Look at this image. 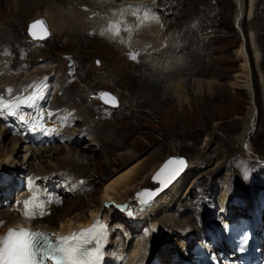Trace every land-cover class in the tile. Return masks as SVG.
Listing matches in <instances>:
<instances>
[{
	"label": "rangeland",
	"instance_id": "374dc122",
	"mask_svg": "<svg viewBox=\"0 0 264 264\" xmlns=\"http://www.w3.org/2000/svg\"><path fill=\"white\" fill-rule=\"evenodd\" d=\"M69 1L71 2L69 3ZM77 1L83 2L86 0ZM148 1L149 0H140V3L146 4ZM166 1L167 0H160V4ZM169 2L174 7V9L171 10V12L174 13V23H169L170 31L179 32L178 41H176V44L179 45L177 52L182 48L180 45L181 39L185 38V44L190 46L192 50L200 53V60H202L203 63L211 59L212 70L210 69L208 73L196 72V70L202 66L201 63H196L197 65L195 64V66H197V68L195 66V68H193V70H195V73H192L193 77L183 73L176 75L172 79H168L166 82L141 72L140 83L135 87L132 86L130 82L126 83L121 80L118 83L115 82V84L111 80L113 77L111 75L112 73L109 72V67L107 68V66L103 64L106 62L105 54L107 51L111 50V48L105 45L103 41L99 40L95 32V37L93 38L91 36L92 34L90 35L88 32L89 30L85 33V29L83 30L82 28V30L80 29L77 33H74L75 30L73 28L61 32L55 29H53V31L49 26L51 19L48 17V13L51 12V10L56 13L68 12L69 15H72L70 14L71 12L73 13L74 9L72 8V4L74 7L77 6L83 10L87 9V7L97 9L94 15L87 16V19H85V21H87L97 16L98 10L100 11L98 3H95L97 5L90 2H86L87 4L76 3L75 0H0V53L3 56V61H13L11 65L13 67L21 65L23 62V64L28 65L27 67H30L31 62L36 61L38 58V63H40V61L41 63L47 62L48 64L56 62L58 65L60 61L63 67L61 66L62 69L58 71L57 74H62L64 72L62 74L64 77H62L61 74L60 77L58 76L59 79L61 78V81L64 80V86L58 91V96L60 98L57 97L56 102L59 103L58 101L61 100L60 103H67L65 100L68 99L70 95H76L74 102L77 100L79 101V98L82 97L84 102H87L86 107L92 108L93 110H91V113H95V115H90L89 118L92 116H94V118L92 117L91 120H93V122L89 120V123L92 125L93 123L94 125L100 123V127H104L105 131L109 130L115 142L119 140L125 147L117 152V150L108 148L109 145L107 146V144H104V150H100L102 147H99L96 153L92 152L90 159L93 160L94 163L91 164H89L86 159H83L82 162L79 161L80 158L78 157V153H75L74 160L79 162V166L84 169V171L78 169L77 175L80 174V171L82 172L81 175H86L87 177L81 179L77 177L76 179L77 181L82 180L87 183V189L86 191H79L74 194L68 193L64 196L66 198L63 203L58 205L61 209L63 208L59 213H62L63 210H66V213L72 211L70 208L72 209V207L76 206H78L77 209L74 208L76 211L85 210L90 202L99 197L105 182L124 166V164L121 163V159L117 157V153L119 154V152L125 151L128 147L130 149L134 148L137 154L141 152L142 155L140 156L145 157L149 153L154 152L159 146L158 160H163L162 156L165 155L167 151L169 155L182 154L186 156L188 158L187 160H189L192 165L198 167L195 173L189 175L188 184L194 181L197 172L199 173L202 170L213 168L216 161L224 157L226 158L225 163L220 167L216 175L213 174V182L218 183L219 181L218 188L222 186L224 179L230 174L233 178H236L237 175L240 177L241 172L248 171L251 176L256 174L264 176V75L258 73L259 70L257 66H259L261 59H255L253 47L251 45L252 29L250 27V21L252 20V16L248 13V5L250 7L249 0H241L243 5L242 14L240 13L239 4H236V0H169ZM65 9L66 11H64ZM237 9H239L238 12ZM119 11L120 9L118 12ZM176 14L177 17H175ZM236 14L238 18H240L239 20H237ZM38 17H42L46 21L47 27L50 30L46 38L38 37L36 39L44 40V47L41 46L42 50L40 51L32 49L31 43H33L35 38L28 34L29 23ZM54 21L53 23L56 25L57 20ZM256 24L259 25L258 22H256ZM37 29L40 30L39 28ZM242 39L246 41L245 44L250 57V65L252 66V91H250V88L235 86L231 83L232 80H235L236 73L242 70L241 63L243 59L237 54V49L239 45L241 47ZM199 41L204 43V45H200ZM6 42H16L17 47L23 44L21 46L25 47L27 50L26 58H22L21 60V57L17 56L18 51L17 54H14L12 51L11 53L3 51L2 46ZM262 48V52L264 53V46ZM97 49H99V52ZM137 50H140V48H137ZM184 52L186 51L183 50V53ZM205 52L207 54L203 55ZM127 53L129 52H121L120 59L130 64L132 55L135 53L137 54V52H132L129 58ZM40 54H42V56H40ZM188 61L195 63L197 58L192 56L188 58ZM183 65L184 63L180 60L174 65V69ZM13 67H10L8 71L10 72V69ZM214 67L216 68V72ZM133 69H136V67H133ZM2 72L3 69L0 70V75ZM164 72H166V69ZM65 75L68 76L66 77ZM177 76L180 77L178 78ZM21 77L20 79H23L24 75ZM30 77L31 75L25 76L26 79ZM173 81L182 82L183 85L187 87L183 94L186 98L185 100L179 101L176 96L173 95L174 90L170 87ZM202 83H204V86L207 83L210 85H208V87L211 88V90H209L210 93H208L206 89L199 90ZM157 87L163 92L168 93L169 91L170 93L168 97L159 96L160 98H166V101H164V105L159 107L161 108L159 113L153 115L152 108L154 104L151 103L156 102L158 99L156 95L153 97L152 92L153 89L158 90ZM143 88H146L147 91L144 92L140 90ZM104 92H106V94L110 92L111 95H106L108 98H111L109 96H115L118 100V104L111 105L110 103L102 101L101 98L105 97L102 95L105 94ZM135 98L142 102L144 106L142 110L140 108L141 105L136 101L133 104H129V101ZM145 99L146 105L143 101ZM148 100L152 101L147 103ZM70 101L71 98H69L68 102ZM252 101L255 103V107L257 106V112L254 119L251 121L250 111L252 108ZM57 103L54 101V104L57 105ZM83 109L85 110V105ZM168 109H170L171 112L168 113ZM126 111H131L129 116H121V114L124 115ZM84 112H86V110L81 113L82 118L78 120V123H80L82 119L84 121L87 119L89 113L84 114ZM112 113L114 115L120 114V116L111 118ZM109 115L111 116L108 117ZM88 126L90 127L91 125ZM14 136L15 135L11 133L6 134L2 137V140H0V146L2 147L4 143H8V146H10L11 138ZM88 136V134L85 135L86 140ZM208 138L212 139L211 143L204 147L205 142L210 140ZM84 141L82 140L81 144H83ZM94 142L95 140H92V144ZM157 144L158 146L155 147ZM54 145H58L61 148L63 144L55 143ZM42 146L43 145H34L33 147L36 150L39 149L38 147L45 148ZM45 146L47 147L48 145ZM51 146H53V144ZM68 146L72 148L78 147L76 143L68 144ZM66 151L67 147H63L62 151H56V155L63 157ZM27 152V156L32 154L31 150ZM47 154H50V159L56 156L52 151ZM21 155H23V152L16 154V160H18L14 162L16 165L20 166L22 164ZM13 157H15V154H13ZM32 158H34V155ZM50 161H48V158L44 154L39 160L32 159V165L24 164L26 168L23 169V171L29 172L34 170L36 172L39 163L51 166V164L60 162L59 159L54 158ZM67 166V169H72L71 166ZM122 169L123 168L120 170ZM37 173L40 174L39 171ZM212 179V174L208 173L198 178L196 183L191 185V187L194 185L195 188H191V191L187 193V197H184V194L181 195L182 200L177 201L175 207L178 209L186 208L190 203L192 195H195L197 186H211ZM91 184L92 186H90ZM2 189L6 190V188L3 187ZM13 198L12 196V199ZM134 200L129 199V203H134ZM13 201L14 199L11 204H13ZM6 206L7 204L0 203L1 214H4L3 209L8 208ZM137 207L139 211L143 212V206L138 205ZM193 208L192 206V209ZM130 210H132V208H130ZM145 210L148 213L149 210ZM74 212L75 211H73V213ZM178 213L179 210L175 211V215ZM47 218L51 226L53 224L57 226L61 217L51 212ZM209 218L210 216H208V219ZM133 235L134 237H131V239L135 240L137 237L136 232ZM173 246L177 251L180 250L175 242Z\"/></svg>",
	"mask_w": 264,
	"mask_h": 264
},
{
	"label": "bare ground",
	"instance_id": "6f19581e",
	"mask_svg": "<svg viewBox=\"0 0 264 264\" xmlns=\"http://www.w3.org/2000/svg\"><path fill=\"white\" fill-rule=\"evenodd\" d=\"M75 1L76 3L85 4H87L86 2H90L93 4L98 3L100 11L98 10L97 16L93 17L92 20L85 21V19H87V16L94 15L97 9H91L90 7H87V9L83 10L77 6L74 7V5L72 4V8H74L73 13L70 11V14L72 15H69L68 12L56 13L55 11L51 10V12L48 13V17L51 19L49 26L52 30L55 29L61 32L73 28L75 30L74 33H77V31L82 28L83 30L85 29V33L89 30L88 32L90 33V35L92 34L91 36L93 38L95 37V32L99 40L103 41L105 45L111 48V50L106 52V62L103 64H105L107 68L109 67V72H111V75L113 76L111 80L114 83H118L122 80L126 83L130 82L132 86L136 87L140 83L141 72L146 73V75H151L154 78H158L160 79V81L163 82H166L168 79H172L176 75L183 73L191 77L192 73H195V70H193V68H197V66H195L196 63L202 64V66L197 69L196 72H210L212 66L211 59L207 60L206 63H203V61L200 60V53L195 50H192L190 46H187L185 44V38L181 39L180 45L182 46V48H180V50L177 52V48L179 45L176 44V41H178L177 39L179 37V32L177 33L175 31H170L169 23H174V13L171 12L174 7L170 4L169 0L161 4L160 0H149L148 2H146V4H143L142 6L141 4L137 5L140 0H86L83 2H78L77 0ZM70 2L71 1H69V3ZM249 2L250 7L248 5V13L252 16V20L250 21V27L252 29L251 45L253 47L255 59H261L259 66H257L259 70L258 73L264 75V53L262 52V47L264 46V0H249ZM236 4H239V9L241 11L240 13L242 14L243 5L241 0H238V2L236 0ZM142 7H144L148 12L145 13L144 11H142ZM119 9L120 11L118 12ZM239 9H237V12L239 11ZM64 11H66V9ZM175 17H177V14L175 15ZM169 18L171 19L168 20ZM236 18L237 20L240 19L238 18V15L236 16ZM54 20H57L56 25L53 23ZM256 22H258L259 25H257ZM245 43L246 41H243L242 39L241 47L239 45L240 48L238 47L237 49V54L243 59L241 63L242 70L236 73V78L235 80H232L231 83L235 86H243L247 87L248 89L250 88V91H252L251 89L253 72L251 69L252 66L250 65V57L246 48L247 46ZM199 44L204 45V43H202L201 41H199ZM5 45L14 54H17V51L19 54L20 49L19 46L17 47L16 42H6ZM31 46L33 50L40 51L42 50L41 46L44 47V40H36ZM137 48H140V50H137ZM99 49H97L98 52ZM183 50H185L186 52L183 53ZM121 52H129L127 53L128 58L129 55L132 54V52H137V54L135 53V59H133L132 56L131 62L129 64L120 59ZM22 53H26V49H24V47H22ZM205 54L207 53L205 52L203 55ZM40 56H42V54H40ZM192 56L197 58L198 62H189L188 58ZM20 57L22 60V56ZM37 60H39V58ZM37 60L31 62L30 67L24 69L23 71L18 73V75H14L13 72L10 73L8 71L10 67H13L11 66L13 64V61H3V56L0 53V70L3 69V72L0 75L1 88H3V85L5 83L12 85L13 83L19 81L22 75H24L25 77L29 75L38 74L37 76H39L42 73H51L52 70L56 72V74L53 73L51 77L48 78L50 79L51 84H48L40 94L44 96V99L39 101V103L36 104L34 107L29 108L24 103L19 104L17 100L13 104H11V106H13L12 108H7L5 115H3L2 111L4 109H2V105H0V140H2V137H4L6 134L10 133L9 131L13 128L15 129L17 127H21L25 131L24 134L27 133L26 135H23L25 137H12L10 146H8V143H4L2 147L0 146V192L2 193V191H4L2 187H8L10 188V190L8 191H11L14 188V182L16 181V177L18 175H21L22 173H25V170L23 171V169L26 168L24 164L32 165V159L39 160L41 156L45 154V156L48 158V161L54 158L59 159L60 162H57L56 164H51V166L39 163L38 168H36V172L34 170H31L29 172H33L34 174H38V171L40 172V174L48 172L45 177L54 179L55 182H58L60 179H68V191L61 188V192L66 195L68 193L74 194L76 192H79L82 187L87 184L76 182L77 177H87L86 175H81L82 172L80 171V174L77 175L78 169H81V171H84V169L79 166V162L74 160L75 153H78V157L80 158L79 161L82 162L83 159H86L88 160V163L91 164L94 163L93 160L90 159L92 152L96 153L99 147H102L100 150H104V144H107V146L109 145L108 148H111L112 150H117V152L118 150L122 149L124 145L119 140L115 142L109 130L105 131L104 127H100V123H97L96 125H94L93 123V125L97 127H94L91 123H89V120H91L92 117L94 118V116L89 118L90 115H95V113H91V110H93L92 108L86 107L87 102H84L82 97L79 98V101L77 100L76 102H74L76 95H70L68 99L65 100L67 103H60V99H57L60 100L58 101L59 103H57L56 98H60L58 96V91L61 90V88L64 86V80L61 81V78H58V76L60 77L61 73H57L58 71H61L63 66L61 65L60 61L57 65L56 62L48 64L47 62L41 63L40 61V63H38ZM180 60L184 63V65L174 69V65ZM133 67H136V69H133ZM15 68L16 67L14 66L12 69ZM163 69H166V72H164ZM214 70L216 72L215 67ZM65 76L67 77L68 75ZM62 77L64 76L62 75ZM208 83L205 85L206 87L204 86V83H202L199 90L206 89V91L210 93L209 90H211V88L208 87ZM170 87L173 88V95L176 96L179 101L186 99L183 94L187 87L184 86L182 82L173 81L170 84ZM157 88L158 90L153 89L152 92L153 97L156 95V98L158 99L156 102L151 103L154 104L152 108L153 115L159 113V110L161 109L159 107L164 105V101H166V98H160L159 96L168 97V94L170 93L169 91L168 93L161 91L159 87ZM143 89L140 90L144 92L147 91L146 88ZM69 98H71L70 102H68ZM48 100L55 101L57 105L55 104V107H49L48 109H46V103L48 102ZM135 101L141 105L140 108L142 110L144 106L142 102L136 98L134 100H130L129 104H133ZM143 101L146 105V99ZM150 101L152 100H148L147 103ZM17 105L19 106L17 107ZM84 105L86 110L84 114L89 113V115L88 117L86 116L87 119L85 121L82 119V121L78 123V120L82 118L81 113L85 111L83 109ZM251 106L252 108L250 111V117L252 121L257 112V106L255 107L254 102L251 104ZM130 112L131 111H126L125 114H121V116H129ZM169 112H171L170 109H168V113ZM52 113H54V115H52ZM110 116L111 115H109L108 117ZM117 116H120V114L114 115L112 113L111 118H117ZM21 117L23 119H21ZM16 119H18V121L20 122L19 124L16 123ZM91 121L93 122V120ZM71 122H74L75 125L70 128L69 133L66 134L65 138L57 140L54 138V136L50 135L53 130H63L65 126L67 124H71ZM88 125L91 126L89 127ZM102 131L105 132L101 133ZM87 134L89 136L86 140L85 135ZM82 140L86 141L81 144ZM92 140H95L93 144ZM211 140L212 139L206 141L204 147H206V145L208 146L211 143ZM31 142L41 143V145H43L45 148L38 147L39 149L36 150L34 149V147L31 146ZM46 143H49V145L47 146L48 148L45 146ZM55 143L63 145H61L62 147L60 148L58 145H54ZM73 143H76L78 147L72 148L68 146V144ZM52 144L53 146H51ZM157 146L158 144L155 147ZM63 147H67L65 155L63 157L57 156L56 151H62ZM128 148L121 153L119 152V154L117 153V157L120 158L122 161L121 163L124 164V166L121 167L123 169L120 170V168L115 173V175H113L111 178H109V180L105 182V185L99 197L95 198L92 202H90L87 205L88 207L85 208V210L76 211L74 209L78 208V206H76L72 207V209L70 208V210L72 211H68L66 213V210H63L62 213H59L60 211H62L63 208L61 209V207L58 206L55 201H52V212L61 217L59 219L58 225L55 226L53 224L51 226V224L48 223L47 217L51 213L32 219V224L34 226L45 227L46 229L53 231V233L66 232L68 234L69 231L77 232L81 230L84 226L93 224L99 219L100 221H103L105 223L103 227L104 238L100 242L101 250L105 249L107 252L112 249L117 251H129V249L131 248L128 257H121L119 259L123 260L124 263L133 264L130 263V260L134 259V257L139 258L142 255L143 257H146V253L144 254V251L146 250L145 248L148 242H152L149 251L150 256L147 258L146 261L139 259L138 264H183V262H185V258L183 256L184 250L181 249L177 251L174 247L175 245L173 246V243H177V239L180 236V230L182 228L185 229L187 226H190L194 236L192 237L190 242H187L185 244L186 251L191 250L193 246H195L199 242H202L203 244L204 236L199 234L200 228L197 221L198 218L202 217L204 220H208L209 214L208 211L202 210L200 208L201 200L197 197L192 196L190 203L188 204L190 206L187 205L184 209L176 208L175 204L177 201L182 200L181 195L184 194L183 196L187 197V193L191 191V185L194 184L195 181L198 180V178L203 177L204 174H212L213 179L211 184L214 183L213 186L218 185L219 181L218 183L213 182V174L216 175L217 171L225 163L226 158L224 157L223 159L216 161L213 168L202 170L199 173L197 172L196 176L194 177V181L189 184V175L195 173L198 167L192 165V163H190L188 160L186 168L163 191H161L156 197L150 200V202L142 205L144 207L149 206V211L148 213H144L143 216H141L140 220H142V224L140 226H137L136 223L129 222L126 215L121 214L119 212H123V207H137V203L134 200L136 199L135 191L143 185L150 184L151 186H154L156 184V182L151 179V175L154 170L159 166V164L167 156H169V152L167 151L165 155L162 156L163 160H158L159 146L154 152L149 153L145 157L140 156L142 155L141 152L137 154L134 148ZM28 150H31L32 152L30 156H27ZM51 151L52 153H55L56 156H53V158L50 159V154L47 153ZM21 152H23V155H21L22 164L19 166L16 165L14 162L18 161L16 160V154H20ZM13 154H15V157H13ZM33 155L34 158H32ZM67 165L71 166L72 169H67ZM27 169L29 170L28 166ZM2 174L13 177V180H8L7 185H4L1 182L4 179V176ZM237 185V191L240 192L241 195H243V201L246 202L250 195L248 196L247 194L248 191L245 183L238 175L236 178H233L231 174L227 178H225L222 183V186L224 188L223 190L225 192L222 193L221 200L224 199V197L229 193V190L233 187L236 191ZM90 186H92V184ZM65 198L66 197L64 196L62 197V199ZM7 199H10L9 195L0 194V203H2L3 200ZM13 199L11 197L9 205L6 206L8 208L3 209L4 214L0 213V219L3 220L2 224H0V237L9 226L15 227L17 225L15 222L21 221L20 207L15 205L14 202L13 204H11ZM129 199L134 200V203H129ZM63 201L64 200H62L60 204H62ZM192 206L194 207L193 209ZM238 207L240 208V211H244L247 206L244 205L242 202ZM177 210H179V213L175 215V211ZM73 211L75 212L73 213ZM196 215H200L202 217L195 218ZM119 223H122L123 228L119 226ZM203 226L210 227L209 223L206 221L203 223ZM145 227L148 230V234L147 232L142 231ZM213 228L215 229V227ZM223 229L226 236H228V232L226 231V229ZM135 232L137 235L136 239H130L131 237L129 238V235ZM92 247H95V242H93ZM176 257H178V260L174 259ZM105 259L106 258L104 257V259L101 261V264H111ZM119 260L115 262H118Z\"/></svg>",
	"mask_w": 264,
	"mask_h": 264
},
{
	"label": "snow or ice",
	"instance_id": "6c2138e0",
	"mask_svg": "<svg viewBox=\"0 0 264 264\" xmlns=\"http://www.w3.org/2000/svg\"><path fill=\"white\" fill-rule=\"evenodd\" d=\"M37 28L41 32L46 33L43 22L37 21L29 26V34L36 36L37 33L33 29ZM102 95L106 96L108 94ZM43 99V95L34 93L23 103L27 107L32 108ZM112 102L115 104V98H112ZM3 107L12 108L13 106L4 105ZM21 119L23 118L21 117ZM168 163L171 164L173 161H169ZM176 163L181 166L184 165L183 160H179ZM163 170L161 169V172ZM178 172L179 169L175 170L170 178H174ZM159 175L160 172L157 173V176ZM153 179L155 180L156 177ZM160 183L163 185L164 182L161 181ZM29 203L31 201H24L26 207ZM141 203H147V201H141ZM103 227L99 226V231L95 229L90 230L83 241L76 239L78 235L84 236L83 233H73L70 237L60 238L56 242H52L41 233H30L24 229L17 232L9 230L6 237H0V264H44L46 260H51L53 264H101V261L104 259L100 248V242L104 238ZM70 239L71 243H69ZM246 240L247 238H245V242ZM93 242H95V247H92Z\"/></svg>",
	"mask_w": 264,
	"mask_h": 264
},
{
	"label": "water",
	"instance_id": "95a60500",
	"mask_svg": "<svg viewBox=\"0 0 264 264\" xmlns=\"http://www.w3.org/2000/svg\"><path fill=\"white\" fill-rule=\"evenodd\" d=\"M37 21L43 22V25L46 28V33L41 32V30H38V29H33V31L36 32L37 35L36 36L31 35V36L32 37H45V36L49 35L50 30L47 27L46 21L42 17H38L34 21L30 22L29 26L32 25L33 23L37 22ZM28 33H29V27H28ZM104 93H106V92H104ZM107 94L111 95L110 92H108ZM109 97H112V96H109ZM113 98H115V104H117L118 100L114 96H113ZM103 100L110 102V103H113L112 100L106 96L103 97ZM179 160L184 161L183 166L176 163ZM169 161H173V163L169 164L168 163ZM186 164H187V160H186L185 156H183V155L175 154V155L167 156L162 161V163L157 168V170L151 175L152 180H154L153 178L156 177V179L154 181L158 182L157 185L154 187L144 186V187H141L135 191V195L137 196L138 203L139 204H146V203H141V201H147V203H148L150 200H152L156 195H158L159 192H161L163 189H165L183 171V169L186 167ZM165 165H167V167H165ZM161 169H164V170L161 172ZM177 169H179L178 174L175 175L174 178H170V177H172V173ZM158 172H160L159 176H157ZM161 181L164 182L163 185H161V183H160Z\"/></svg>",
	"mask_w": 264,
	"mask_h": 264
}]
</instances>
